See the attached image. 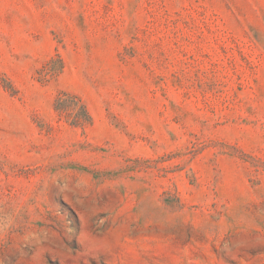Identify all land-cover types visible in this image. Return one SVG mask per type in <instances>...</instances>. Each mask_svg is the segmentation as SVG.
<instances>
[{"label": "rangeland", "instance_id": "rangeland-1", "mask_svg": "<svg viewBox=\"0 0 264 264\" xmlns=\"http://www.w3.org/2000/svg\"><path fill=\"white\" fill-rule=\"evenodd\" d=\"M0 264H264V0H0Z\"/></svg>", "mask_w": 264, "mask_h": 264}, {"label": "trees", "instance_id": "trees-1", "mask_svg": "<svg viewBox=\"0 0 264 264\" xmlns=\"http://www.w3.org/2000/svg\"><path fill=\"white\" fill-rule=\"evenodd\" d=\"M54 108L72 125L83 126L90 122L91 117L85 104L75 94L61 92L54 101Z\"/></svg>", "mask_w": 264, "mask_h": 264}]
</instances>
